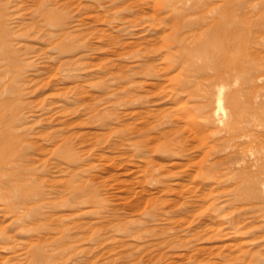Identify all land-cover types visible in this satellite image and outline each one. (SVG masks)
I'll return each mask as SVG.
<instances>
[{"label": "rangeland", "instance_id": "rangeland-1", "mask_svg": "<svg viewBox=\"0 0 264 264\" xmlns=\"http://www.w3.org/2000/svg\"><path fill=\"white\" fill-rule=\"evenodd\" d=\"M0 15V264H264V137L236 152L225 123L212 148L177 146L176 119L206 100L182 87L211 83L232 46L262 56L264 124V0H0Z\"/></svg>", "mask_w": 264, "mask_h": 264}, {"label": "bare ground", "instance_id": "bare-ground-1", "mask_svg": "<svg viewBox=\"0 0 264 264\" xmlns=\"http://www.w3.org/2000/svg\"><path fill=\"white\" fill-rule=\"evenodd\" d=\"M207 5L208 4H206L205 6L207 7ZM37 6H38V11L41 12L40 14L42 16L46 17L47 23L52 24L53 23L52 22L53 21V12H54L53 8L48 7V5L45 4V2L44 3L41 2V3L37 4ZM41 8L43 9V11H41ZM196 10H198V9L196 8ZM169 17H171V16H169ZM177 17H178V15H177ZM184 17H183V19H184ZM173 18H176V17H172V19ZM3 19H4V16L0 15V29H2V28L4 29V26H5ZM172 21L176 22V19H174ZM227 23H225V25ZM223 26H221V28ZM178 28H177V30H178ZM198 31H200V29ZM236 32H238V31H235L234 33H232V31H230L231 34L230 35L227 34L223 38L222 46L225 44L227 45L228 42L231 41L230 39L234 38ZM183 34H186V32H184ZM198 35H200V34H198ZM198 35H196V37ZM7 37H8V31H6L3 35H0V60H1L0 64H3L4 62L5 63L8 62L9 64L11 63L10 55L7 53V50H6L7 46L10 44ZM6 38H7V40H6ZM239 38H241V37H239ZM251 40H253V39H251ZM254 42H255V40H254ZM244 44H242V47ZM250 44L253 45L254 43H250ZM208 47H209V44H206V48H208ZM250 48H251V46H250ZM239 49L242 50V48H239ZM239 49L235 50L234 47L231 46V47H226V48L223 47V48H221V50L214 51L216 54V59H215V62L213 64L212 70L215 71V73L213 74V77L211 79V83H207L206 86H204L202 83L198 82V80L196 78H191L190 80H188V83L182 87V89H185V91L188 92L189 97L193 96V97L197 98V100L199 99V97L201 99L207 100L208 98H212L211 95H214L215 97H214L213 101H215L216 105L214 108H212V104L211 105L209 103L205 104L206 100L203 101V103L200 101L196 102V103L194 102L191 105V107H188L184 111H182L181 113H178L179 115L177 116L176 119L178 121H182L184 123L183 126L178 127V128L182 129V131L186 135H181L179 137L178 142H177V146L183 142L182 141L183 139L187 140L189 137H191L192 138L191 140L195 142L194 146H196V147L197 146H202V147L209 146L210 148H212L213 145L211 143L209 144V142H208V133H210V131L213 127L218 126V124H225V123H231V130L229 133H227L225 135V138L223 141L224 142H230V141L234 142L236 144V147H235L236 152L238 150H241L242 148H245V146L247 144L251 145V146L255 145V147H257V146H259L260 141L261 142L263 141L262 137H264V134L262 133L261 130H262V128L264 129V124L260 118L261 96H259V93L255 94V92L257 90V85H258L257 81L261 80V79H257V77L259 78V76H260V74L257 75V71H259V69H258L259 67L263 66V63L261 64V63H259V61L255 60L256 58L259 59L256 56H259L260 54L256 53L257 54L255 56L256 58L253 57V59L248 60L246 55H245L246 52L243 55H240V54L237 55V53H239L241 51ZM247 53H248V51H247ZM248 54L250 56H253L254 52L251 55V53L249 51ZM15 59H16V61L12 64V68L16 69V71H18V72L23 71L24 69H22V65H20V63L23 64V60H21V59L17 60L16 57H15ZM250 70H252V71H250ZM246 71H249L248 72L249 75H247V77H245V78L241 77L240 75L246 73ZM199 79H200V77H199ZM232 82H235V83L240 82V83H242V86L238 87L235 90H230L228 93H225L226 87L230 86L232 84ZM146 86H150V84H146ZM189 87H191L190 88L191 91H189ZM214 90H216V91L214 92ZM244 93H247V94L244 95ZM215 103H213V104H215ZM194 111H198V112L203 113V114L207 113V115L205 114L206 116H200V115H197V113ZM238 116H240L239 117L240 119H238ZM177 131L178 130H174V129L168 130V132H170L171 134H174ZM164 133H167V131H164ZM236 138H241L243 141L237 142ZM181 149H182L181 146L177 148L175 146L172 147L171 145H167L162 149V151L166 152V153H170V155H168V156L171 157L173 155L172 153L175 150H179V152H180ZM206 152L208 154L210 151H206ZM2 161H0V162H2ZM174 163H173V165H174ZM149 164H150V162L147 161L145 164L146 166L144 167V170H142V172L146 175V177L148 178L149 181H151V182L153 181L155 183H162L163 184L162 179L158 178V176H157L158 173L156 175L155 171H153L151 168L148 169ZM254 164L258 167L259 171H257L255 177L253 178V180H251V186L253 189L252 193H251L252 194L251 197L257 198L260 195V193L258 191V187L256 188V185L260 183L259 177L257 175L260 172H262V170L264 171V159L256 158ZM252 167H253V165H252ZM138 168H141V166H138ZM202 170L204 171V168H202ZM246 170H248V169H246ZM178 183H176V184L178 185ZM261 183H263V182H261ZM263 192H264V190H263ZM66 228H67V226H66ZM82 236H84V235H82ZM74 237H75L74 235H69L67 238L68 239H74ZM85 239H86V237H85ZM76 241H78V240H76ZM79 241H80V239H79Z\"/></svg>", "mask_w": 264, "mask_h": 264}]
</instances>
